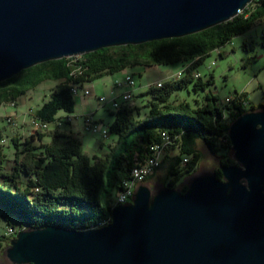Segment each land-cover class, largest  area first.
<instances>
[{
  "label": "water",
  "instance_id": "1",
  "mask_svg": "<svg viewBox=\"0 0 264 264\" xmlns=\"http://www.w3.org/2000/svg\"><path fill=\"white\" fill-rule=\"evenodd\" d=\"M253 0H0V81L47 60L203 31ZM236 163L186 190L136 186L109 223L24 228L13 264H264V109L228 125Z\"/></svg>",
  "mask_w": 264,
  "mask_h": 264
},
{
  "label": "trees",
  "instance_id": "2",
  "mask_svg": "<svg viewBox=\"0 0 264 264\" xmlns=\"http://www.w3.org/2000/svg\"><path fill=\"white\" fill-rule=\"evenodd\" d=\"M259 19H264V0H253L234 18L203 31L139 44L106 46L77 58L50 59L0 81L1 103L14 102L18 95L43 79H58L48 99L35 110V116L51 122L60 109L74 112L76 97L69 90L73 83L136 65L179 61L185 71L184 75L182 73L162 81L160 86L150 84L141 92L149 95V113L143 119L134 118V107L130 104L117 108L109 125L110 133L116 134L117 139L101 155L85 152L79 138L71 133L53 131L50 140L41 142L40 150H36L31 142L32 135L30 139L25 138L22 150L15 151L10 169H0L1 218L6 224H13L10 220L15 218L22 224L21 229L44 225H61L78 230L99 227L110 222L111 208L115 205L114 200L108 204L101 203V193L108 183L117 191L120 189V181L129 176L131 166L151 156L153 143L163 142L164 136H160L163 129L174 138L165 151L170 147H176L178 151L169 154L163 150L160 164L154 172L164 169L167 175H172L165 183L169 187H175L179 178L193 171L199 162L198 141L201 140L213 154L220 146L229 147L228 125L243 111L264 109V100L259 104H249L245 92H240L233 96L231 102L219 107L215 94L208 92L201 106L188 107L185 102L172 105L167 102V97L197 75L195 66L206 54L249 29ZM261 35L264 44V31ZM243 45L248 48L251 42L245 39ZM196 84L203 86L199 81ZM227 115H230L229 119ZM175 119L178 121L174 122ZM131 131H134V137L128 141L125 138ZM42 136L38 132L39 140ZM222 136L225 142L220 143ZM13 140L17 147V141ZM185 156L188 159L182 166ZM222 163L231 165L236 162L227 157L220 160ZM107 171L115 177L114 181L107 180ZM212 172L217 178L222 177L218 167ZM179 188L184 192L186 184ZM8 242L9 239L6 244Z\"/></svg>",
  "mask_w": 264,
  "mask_h": 264
},
{
  "label": "rangeland",
  "instance_id": "3",
  "mask_svg": "<svg viewBox=\"0 0 264 264\" xmlns=\"http://www.w3.org/2000/svg\"><path fill=\"white\" fill-rule=\"evenodd\" d=\"M264 31V19L255 20L252 26L238 35L231 37L220 47H215L208 54L205 55L202 61H199L195 66L194 72L199 73L198 76H193V79L187 85L173 90L167 97V102L176 105L180 102H185L188 107H196L202 105L205 101V95L212 92L216 96V104L219 107L225 106L228 101L227 98L233 97L236 93L245 92L249 104H259L264 100V44L262 32ZM251 42L250 47L243 45V41ZM186 63V62H185ZM184 63V64H185ZM187 64V63H186ZM184 65L179 62L166 64H152V65H136L131 68H125L113 73H105L99 77H93L84 81V87L90 90L89 94L82 95L78 93L75 102L74 112L67 113L65 110H58L57 116L70 114V121L63 122L60 126L50 122L48 130L40 131L43 136L38 139V133H29L28 120L30 118L29 109H37L42 101L48 99L52 87L59 81L51 78H46L40 81L37 85L30 86L21 95H18L13 102L2 101L0 103V127L5 130L3 133L6 138V143H0V169L8 171L10 169L16 149L22 150L26 139L30 140L36 150H40L41 142H46L50 138L53 131H69L71 125L74 126V131L79 137L82 148L88 154H103L107 148L113 145L117 139L114 133H108L106 137L100 135L101 132H92L85 129L83 117L86 113H93V119L102 127H108L115 118L116 108L112 106L111 97L119 95L125 86L115 87V80H121L125 73H133L136 81V88L133 89V97L131 99V106L133 109V116L135 119H143L149 113V95L141 94L150 84H156L166 79H173L177 76V72L182 70ZM185 71L183 72V75ZM199 81L203 86H199L196 82ZM110 89L115 90V93L110 94ZM105 95L106 101L99 102L97 97ZM119 98V97H118ZM121 99V98H119ZM12 114L15 117L17 127L14 130H7V125L4 121L5 115ZM230 115H227V119ZM178 120L175 119L174 122ZM134 131L129 132L126 140L130 141L134 136ZM46 138V139H45ZM15 139L17 141L14 142ZM198 150H200V160L190 173L184 174L176 182L175 187H180L186 184L189 179L197 174L211 173L216 167H219L220 160H225L227 157L233 159V150L231 145L220 146L219 150L213 154L204 143L200 140L197 142ZM178 151L176 147H170L164 150L169 154ZM163 152V153H164ZM18 154H20L18 152ZM21 155V154H20ZM234 162L235 159H233ZM182 166L186 163L181 162ZM122 172L120 173L121 176ZM172 175H167L164 169H159L148 179L139 182L138 184H146L152 190H157L166 181L171 179ZM25 182L24 177H22ZM107 180L114 181L115 177L111 172L107 171ZM137 184V185H138ZM118 193L117 189L108 183L106 190L101 193V203L108 204L114 200ZM16 228L21 229L20 221L12 218ZM7 222L0 216V225L4 226ZM6 241L0 242V264H13L9 261L4 253L6 248Z\"/></svg>",
  "mask_w": 264,
  "mask_h": 264
},
{
  "label": "built area",
  "instance_id": "4",
  "mask_svg": "<svg viewBox=\"0 0 264 264\" xmlns=\"http://www.w3.org/2000/svg\"><path fill=\"white\" fill-rule=\"evenodd\" d=\"M182 70H179L176 74L178 77L179 73L182 72ZM199 73H197L196 76H198ZM175 77V78H176ZM84 81L81 83H73L70 92L73 95H77L78 93L82 95L89 94L90 90L86 87H84ZM158 86L161 85V82L157 83ZM115 87L119 86H125V88L119 93V95H115L111 97V104L114 108H119L122 104L129 105L131 104V99L133 97V89L136 87V81L133 76V73H125L123 75V78L121 80H115L114 82ZM121 99H119V98ZM233 97L227 98V101L231 102ZM99 102H104L106 101V96L105 95H99L97 97ZM14 104V102L12 103ZM28 113H30V118L27 121L28 122V127L29 133H38L41 131V125H49L48 120H42L35 116V110L29 109ZM70 114L67 115H60V116H55V118L51 121L54 122L55 125H61L63 122H69L70 121ZM93 113H86L85 116L83 117V123L85 126V129L91 130L92 132H101L100 135L102 137H106L109 131V126L108 127H102L101 124L96 123L93 119ZM4 121L7 125V130H14L17 127V123L15 120V117L12 114H7L5 115ZM3 128L0 127V143H6V138L4 137V132ZM161 135L164 136V144L163 145H156V143L152 144V150H151V157H146L143 162L141 163H136L131 166L130 171H129V176L121 179L120 181V189L118 190V193L115 196V205L118 203L121 204H126L129 203L133 197V194L135 192L136 186L139 182L143 181L148 175H150L152 172H154L155 168L157 165L160 164V161L162 159V154L163 150H165V147L168 144H171L174 142V138L171 136L168 130L163 129L160 131ZM178 135V134H177ZM174 135V136H177ZM220 143L225 142V137L222 136L219 139ZM188 157L185 156L182 160L183 163H186ZM21 229L16 228L14 224H5L4 226L0 225V242L3 240H8L10 239L13 235H16L18 231Z\"/></svg>",
  "mask_w": 264,
  "mask_h": 264
},
{
  "label": "crops",
  "instance_id": "5",
  "mask_svg": "<svg viewBox=\"0 0 264 264\" xmlns=\"http://www.w3.org/2000/svg\"><path fill=\"white\" fill-rule=\"evenodd\" d=\"M113 93H115V90H113V89H110V94H112L113 95ZM36 110V109H35ZM74 129V126L73 125H71V129L69 130V131H63V130H59V131H57V132H63L64 134H66V133H71V134H73V135H75V136H77V134L75 133V131L73 130ZM78 137V136H77ZM79 138V137H78ZM42 139V138H41ZM46 139V138H45ZM48 140H50V138H47V141ZM80 140V139H79ZM85 151V150H84ZM86 152V151H85Z\"/></svg>",
  "mask_w": 264,
  "mask_h": 264
},
{
  "label": "bare ground",
  "instance_id": "6",
  "mask_svg": "<svg viewBox=\"0 0 264 264\" xmlns=\"http://www.w3.org/2000/svg\"><path fill=\"white\" fill-rule=\"evenodd\" d=\"M242 11V10H241ZM240 11V12H241ZM80 55H77V56H72L73 58H77V57H79ZM68 58V57H67ZM69 58H71V57H69ZM183 73V71L182 72H180L179 73V76L181 75ZM230 102V101H229ZM57 126H60V125H57ZM49 128H48V125H41V131H46V130H48ZM164 144V138H163V142L162 143H157L156 145H163ZM151 157V156H150ZM93 228H96V227H93Z\"/></svg>",
  "mask_w": 264,
  "mask_h": 264
}]
</instances>
